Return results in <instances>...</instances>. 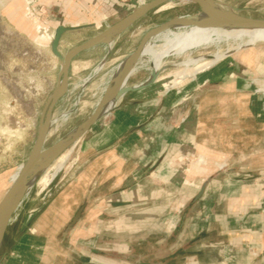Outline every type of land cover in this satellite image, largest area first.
Instances as JSON below:
<instances>
[{"label": "crops", "instance_id": "0c3cea01", "mask_svg": "<svg viewBox=\"0 0 264 264\" xmlns=\"http://www.w3.org/2000/svg\"><path fill=\"white\" fill-rule=\"evenodd\" d=\"M41 3L56 19L54 32L74 27L60 38L64 55L91 38L72 44L69 34L99 30L126 7ZM23 5L11 0L2 12L28 34ZM46 35L37 39L50 43ZM250 57L216 67L164 103L121 99L86 132L72 177H55L54 194L15 250L1 251L0 264L8 257L9 264H264V106L255 107L246 83ZM4 108L29 105L12 100Z\"/></svg>", "mask_w": 264, "mask_h": 264}, {"label": "rangeland", "instance_id": "374dc122", "mask_svg": "<svg viewBox=\"0 0 264 264\" xmlns=\"http://www.w3.org/2000/svg\"><path fill=\"white\" fill-rule=\"evenodd\" d=\"M10 1L0 0V199L15 181L34 146L44 109L57 85L58 73L61 66V58L52 50V41L48 43L46 40L37 39L39 35L46 33L50 34L53 39L54 29L51 24L56 19L51 16L48 8L41 3V0H22L24 3L23 22L27 24V27L29 26L28 34H26L17 29L14 24L15 22L12 23L7 15L2 12L3 7L8 5ZM116 1L124 3L126 7L121 12L119 11L120 13L117 15H113L107 19L102 28L99 30L92 28L78 30L69 34L66 39L72 44L82 42L103 31L107 28V25H112L121 17L130 14L140 6V3L142 5L150 0ZM215 1L223 3L225 8H232L244 16L264 19V0ZM199 13L200 7L195 2L189 0H169L157 10L149 12L124 29L116 36L115 41H112L111 49H109L108 44L102 43L80 54L72 64L69 72L67 90L60 97L53 110L45 147L52 146L93 113L99 103L98 101L104 96L105 86L110 83L111 72L136 49L142 36L149 29L173 17ZM37 27H40V29L37 30ZM217 49L216 46H210L206 49L192 50L191 53L184 56L166 57L164 59L166 67L159 72L155 80L143 89L129 92L121 101L143 98L146 99V102H149V105L157 101L161 103L167 102L169 97L176 92L181 91L183 93L184 89H188L196 84V80L200 76L216 69V67H222L223 71H227L231 65L235 64V59L241 57V55H248L249 57L252 56L250 57L252 58V79L246 83L250 82L248 89L252 91V102L257 104H255V107H259V104L264 106V91L262 90L264 88V42H259L252 46H240V48L235 43L222 42L219 46L220 52L224 53L221 60L197 73L195 76L185 77L174 86L165 87L167 82L173 80L172 73L187 67L183 63L187 57L211 55ZM66 50L67 48L64 46L61 48V56L64 55ZM141 59L144 60L143 57L138 59L139 68L131 75L128 85L145 83L151 76V68L149 66H142L143 61ZM203 61L204 59L199 60V62ZM192 66L194 65L191 64L188 67ZM12 100H16L19 103L28 102L29 108L12 109V112L9 111L10 109L4 108L8 107V103ZM9 112H11L10 116L15 118L14 121L8 115ZM259 116L264 117V110L260 112ZM104 121L107 120H101L99 125L103 124ZM142 126L136 127L135 130L141 131ZM87 135V133H84L76 141L77 143H74L72 153L62 170L55 177L58 179L63 177V175H66L67 179L72 177V168L76 163L80 151L83 149L84 140L88 139ZM42 175L43 173L37 176L33 186L24 196L14 213L4 239L2 250L6 248L15 250L18 245L16 240L18 234L35 217L44 202H46L47 197H51L54 194L56 190L55 178L43 188V184L41 183ZM12 261V257H8L4 264H9Z\"/></svg>", "mask_w": 264, "mask_h": 264}, {"label": "water", "instance_id": "95a60500", "mask_svg": "<svg viewBox=\"0 0 264 264\" xmlns=\"http://www.w3.org/2000/svg\"><path fill=\"white\" fill-rule=\"evenodd\" d=\"M169 0H150L145 5H140L130 14L121 18L116 23L108 26L103 31L99 32L83 43L76 45L70 49L65 55L61 56L59 51V42L62 34L74 27H66L60 25L56 28L51 42L53 52L61 58V66L58 73L57 85L52 92L44 109L41 119L38 135L34 146L24 162L17 179L12 183L9 189L0 200V261L2 260L1 250L4 239L12 221L13 215L21 204L24 196L28 193L31 187L27 185V175L48 168L64 151L72 146L84 133H86L95 123L106 117L116 106L106 110V106L112 101L122 99L127 93L138 91L149 85V83L158 77V73L153 74L152 80H148L140 85H128L132 70L137 63L142 49L146 42L152 37L160 34L169 28L174 27H223V26H247L253 28L264 29V19L244 16L231 8L218 10L212 6H208L201 0H189L195 2L200 7V13L194 15H182L173 17L160 25L149 29L141 38L136 49L126 58V65L120 80L113 87V90L108 94L105 91L104 96L97 104L93 113L79 126L69 132L66 136L59 139L50 147H45L48 133L51 126V118L53 110L60 99L66 92L69 80V67L72 60L84 50L95 47L99 44L112 42L124 29L132 25L134 22L148 14L153 10H157ZM201 14H211L208 19H200Z\"/></svg>", "mask_w": 264, "mask_h": 264}, {"label": "bare ground", "instance_id": "6f19581e", "mask_svg": "<svg viewBox=\"0 0 264 264\" xmlns=\"http://www.w3.org/2000/svg\"><path fill=\"white\" fill-rule=\"evenodd\" d=\"M201 1L207 4L208 6H212L218 10L228 9L224 7L223 3L216 2L215 0H201ZM145 4L146 3L142 5H145ZM210 17H212L211 14H201L200 15V19H208ZM46 37L51 38V35L47 34ZM222 42L232 43V44L235 43L238 45L239 48L240 46H243V47L252 46L259 42H264V29L247 27V26H223V27H208V28H201V27H195V26L193 27L177 26L174 28H169L161 32L160 34L152 37L148 42H146L140 54V57L144 58V60L141 59L143 61L142 66H149L151 68V71H150L151 76L148 79L150 81L154 79L153 74H156V73L159 74V72H161L166 67V64L164 62V59L166 57L184 56L188 53H191L192 50H195V49L197 50L200 48L206 49L210 46H216L218 48L216 52H214L211 55H201L199 57L196 56L192 58L187 57L183 61L184 65L187 67L181 70H177L176 72L172 73L173 75L171 76H173V80H170L169 82L165 84V87L169 88V87L174 86L178 82H180V80H182L183 78L185 77L188 78V76H195L197 73L209 68L210 66L214 65L216 62L221 60L222 56H224V53H221L219 49V46ZM108 47L109 49H111L112 42L108 44ZM203 54H204V51H203ZM203 59H204L203 62H199V60H203ZM138 62L139 61H137V63L135 64L131 75L138 70L139 68ZM191 64H193L194 66L188 67ZM125 65H126V59L122 61L116 67L114 71L110 70L112 71L111 72L112 74L110 75V81L108 80L110 83L107 86H105L106 88L104 89V91L108 90V94L112 92L113 87L120 80L123 74V71L125 69ZM101 85L100 87H102ZM120 100L110 102L106 106V110L110 109L111 107L119 103ZM9 111L12 112V109H10ZM11 112H9L8 114L9 116ZM10 118L12 121L15 120L13 116H10ZM73 147H74V144L65 153H63L59 158H57V160L54 161V163L48 168L41 170V171L34 172L33 174H28L27 181H26L28 187H32L34 182L36 181L37 176L42 173L43 175L41 178V183L43 184V188L44 186L48 185L51 181H53L52 179H54L55 176L62 170L64 164L68 160L70 154L72 153Z\"/></svg>", "mask_w": 264, "mask_h": 264}, {"label": "built area", "instance_id": "2783aa9c", "mask_svg": "<svg viewBox=\"0 0 264 264\" xmlns=\"http://www.w3.org/2000/svg\"><path fill=\"white\" fill-rule=\"evenodd\" d=\"M141 2V1H140ZM140 5H141V3H140ZM42 11V10H41Z\"/></svg>", "mask_w": 264, "mask_h": 264}]
</instances>
